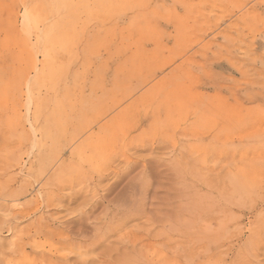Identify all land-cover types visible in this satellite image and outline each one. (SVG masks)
<instances>
[{
	"label": "rangeland",
	"instance_id": "rangeland-1",
	"mask_svg": "<svg viewBox=\"0 0 264 264\" xmlns=\"http://www.w3.org/2000/svg\"><path fill=\"white\" fill-rule=\"evenodd\" d=\"M0 264H264V0H0Z\"/></svg>",
	"mask_w": 264,
	"mask_h": 264
},
{
	"label": "bare ground",
	"instance_id": "bare-ground-1",
	"mask_svg": "<svg viewBox=\"0 0 264 264\" xmlns=\"http://www.w3.org/2000/svg\"><path fill=\"white\" fill-rule=\"evenodd\" d=\"M47 228V227H46ZM41 232V231H40ZM26 257V256H25Z\"/></svg>",
	"mask_w": 264,
	"mask_h": 264
}]
</instances>
